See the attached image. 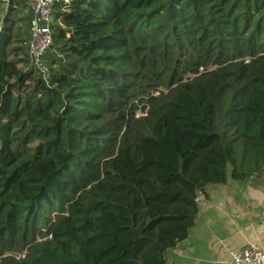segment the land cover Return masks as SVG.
<instances>
[{
  "label": "trees",
  "instance_id": "16d2710c",
  "mask_svg": "<svg viewBox=\"0 0 264 264\" xmlns=\"http://www.w3.org/2000/svg\"><path fill=\"white\" fill-rule=\"evenodd\" d=\"M0 2V264H167L264 173V0H55L45 80Z\"/></svg>",
  "mask_w": 264,
  "mask_h": 264
},
{
  "label": "crops",
  "instance_id": "0c3cea01",
  "mask_svg": "<svg viewBox=\"0 0 264 264\" xmlns=\"http://www.w3.org/2000/svg\"><path fill=\"white\" fill-rule=\"evenodd\" d=\"M205 195L187 238L166 252L167 264H230L231 251L264 250V173L235 182L228 170L225 184L206 187Z\"/></svg>",
  "mask_w": 264,
  "mask_h": 264
},
{
  "label": "built area",
  "instance_id": "2783aa9c",
  "mask_svg": "<svg viewBox=\"0 0 264 264\" xmlns=\"http://www.w3.org/2000/svg\"><path fill=\"white\" fill-rule=\"evenodd\" d=\"M32 13L30 40L27 45L28 57L32 67L45 80L48 69L43 57L52 42V12L55 0H27ZM0 21V31L2 30ZM145 115H136L135 118ZM201 196H197L195 202H199ZM230 264H264V250L254 245H247L238 251L229 252Z\"/></svg>",
  "mask_w": 264,
  "mask_h": 264
},
{
  "label": "rangeland",
  "instance_id": "374dc122",
  "mask_svg": "<svg viewBox=\"0 0 264 264\" xmlns=\"http://www.w3.org/2000/svg\"><path fill=\"white\" fill-rule=\"evenodd\" d=\"M6 10H7V4H5V3H1L0 2V21L1 20H3V18H4V16H5V12H6ZM24 16H26V15H24ZM156 96V95H155ZM144 113V112H143ZM142 113H139V112H137L136 113V115H141ZM142 115H144V114H142ZM229 170V169H228Z\"/></svg>",
  "mask_w": 264,
  "mask_h": 264
}]
</instances>
